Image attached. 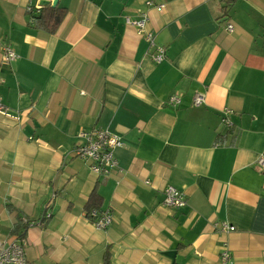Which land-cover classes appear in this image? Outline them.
<instances>
[{"label": "crops", "instance_id": "0c3cea01", "mask_svg": "<svg viewBox=\"0 0 264 264\" xmlns=\"http://www.w3.org/2000/svg\"><path fill=\"white\" fill-rule=\"evenodd\" d=\"M53 1L0 0V240L21 222L31 264H104L108 248L112 264H222L224 243L264 264V0H58L51 33L28 7ZM142 12L160 63L127 22ZM93 128L124 141L109 175L74 153ZM170 184L185 207L164 204ZM94 189L106 228L86 216Z\"/></svg>", "mask_w": 264, "mask_h": 264}, {"label": "built area", "instance_id": "2783aa9c", "mask_svg": "<svg viewBox=\"0 0 264 264\" xmlns=\"http://www.w3.org/2000/svg\"><path fill=\"white\" fill-rule=\"evenodd\" d=\"M148 5H153L152 0L146 2ZM40 7L30 5L28 11L35 14L40 13ZM164 7V4H160ZM148 20L147 12H142L137 18H127V22L136 27L139 34H145L150 46L155 47L153 58L156 62L160 63L166 59V48L164 46L156 45L155 37L153 34L146 32V22ZM227 29L233 32L235 27L232 22H229ZM19 58L18 53L8 44L3 46V59L7 62L15 61ZM205 102L204 93L197 92L193 98L194 106H201ZM182 103L180 94H172L169 97L168 104L172 106H179ZM231 110L226 108L224 110L225 116L222 118L223 122L230 125L229 119L226 115ZM0 114H10L8 108L0 96ZM78 138L82 140L79 146L76 147L74 153L76 156L90 161V168L98 175H109L117 166L118 160L115 155L116 149L124 145L122 136L109 128H93L91 130L82 129L77 134ZM257 164L264 167V156L257 160ZM150 184L149 180H146ZM164 204L174 208H183L188 204L186 194L174 185H168L165 188ZM95 218L94 222L99 228H106L111 222V213L109 210H99L97 208L91 211ZM45 218L51 216L49 209L45 212ZM216 228L224 231L235 230V226L227 222L216 223ZM26 240L25 238L11 236L10 238L0 240V264H31L25 252ZM222 264H233L231 252L227 243L223 244L221 253Z\"/></svg>", "mask_w": 264, "mask_h": 264}, {"label": "trees", "instance_id": "16d2710c", "mask_svg": "<svg viewBox=\"0 0 264 264\" xmlns=\"http://www.w3.org/2000/svg\"><path fill=\"white\" fill-rule=\"evenodd\" d=\"M67 13V9L65 7H61L59 5L52 6V5H45L40 7V13L35 16L36 25L40 28L45 29L48 32H55L61 22L63 21L65 15ZM176 107V106H175ZM102 203V198L99 195L96 189L93 190L91 193L89 200L85 206L86 216L91 220L94 221L95 218L91 214V211L95 208L100 209ZM26 224V223H25ZM22 224L16 225L14 227L13 233L19 234L20 238L25 237V233L23 229H21ZM112 254L110 248H108L104 253V264H112L111 262Z\"/></svg>", "mask_w": 264, "mask_h": 264}, {"label": "water", "instance_id": "95a60500", "mask_svg": "<svg viewBox=\"0 0 264 264\" xmlns=\"http://www.w3.org/2000/svg\"><path fill=\"white\" fill-rule=\"evenodd\" d=\"M57 3H58V0H54V1L52 2V6H56Z\"/></svg>", "mask_w": 264, "mask_h": 264}]
</instances>
